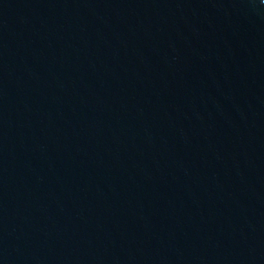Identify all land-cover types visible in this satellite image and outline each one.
Listing matches in <instances>:
<instances>
[{"label":"water","instance_id":"obj_1","mask_svg":"<svg viewBox=\"0 0 264 264\" xmlns=\"http://www.w3.org/2000/svg\"><path fill=\"white\" fill-rule=\"evenodd\" d=\"M0 264H264V0H0Z\"/></svg>","mask_w":264,"mask_h":264}]
</instances>
